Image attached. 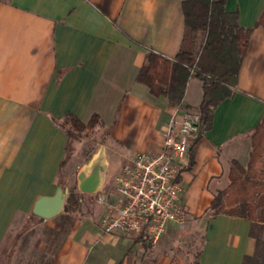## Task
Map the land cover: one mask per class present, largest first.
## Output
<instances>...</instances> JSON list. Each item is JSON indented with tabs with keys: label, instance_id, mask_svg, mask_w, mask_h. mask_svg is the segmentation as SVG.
Returning <instances> with one entry per match:
<instances>
[{
	"label": "crops",
	"instance_id": "obj_1",
	"mask_svg": "<svg viewBox=\"0 0 264 264\" xmlns=\"http://www.w3.org/2000/svg\"><path fill=\"white\" fill-rule=\"evenodd\" d=\"M182 1L0 0V264H6L16 223L59 185L67 138L58 124L67 114L84 123L97 114L105 128L116 120L104 144L109 164L110 157L117 163L114 175L136 153L160 149L176 109L180 116L198 108L203 90L197 78L188 80L182 104L175 107L135 81L147 51L170 59L178 52ZM225 10L237 11L239 25L251 28L264 0H226ZM263 116L264 29L256 27L233 97L215 108L211 129L191 147L180 170L183 225L201 231L194 264H242L257 251L249 221L210 218L207 208L228 185L230 162L246 167L251 134ZM190 153L193 163L182 170ZM103 212L100 202L89 206L52 264H151L133 244L136 239L101 233ZM175 226L180 225L170 224L165 235ZM260 238L264 241V226ZM107 249H116V258Z\"/></svg>",
	"mask_w": 264,
	"mask_h": 264
},
{
	"label": "trees",
	"instance_id": "obj_2",
	"mask_svg": "<svg viewBox=\"0 0 264 264\" xmlns=\"http://www.w3.org/2000/svg\"><path fill=\"white\" fill-rule=\"evenodd\" d=\"M225 3L226 0H183V35L178 52L170 59L154 51H147L135 77V81L145 85L152 96L165 98L172 107L181 106L190 78L202 82L203 96L196 109L200 116L199 130L189 151L211 129L215 108L225 99L233 97L238 72L246 56L253 29H264V10L253 27L244 28L238 23V12L226 11ZM65 122L71 124V129L65 127ZM115 124L116 120L111 127L105 128V135ZM99 125L102 122L97 114H93L86 123L67 114L63 122L58 124L67 138L65 155L74 131L91 132ZM192 163L190 153L189 164L182 170L190 168ZM228 179L226 188L213 195L207 213L210 218L222 214L249 221V235L255 238L257 251L253 256L243 257L242 264H264V241L260 238L264 226V116L252 131L251 151L246 167L235 160L231 161ZM79 204L75 194L70 191L63 213L57 217L63 228L60 231L48 229L52 239L46 251L50 258L40 264H52L54 261L73 225L71 214ZM29 217L36 219V224L43 222V219L33 214ZM136 242L133 240V244ZM145 247L148 248V245Z\"/></svg>",
	"mask_w": 264,
	"mask_h": 264
},
{
	"label": "built area",
	"instance_id": "obj_3",
	"mask_svg": "<svg viewBox=\"0 0 264 264\" xmlns=\"http://www.w3.org/2000/svg\"><path fill=\"white\" fill-rule=\"evenodd\" d=\"M200 116L196 110L172 113L160 149L139 152L112 176L108 190L99 198L104 207L99 223L102 234H121L139 246L155 245L170 224L183 225V191L180 170L197 136Z\"/></svg>",
	"mask_w": 264,
	"mask_h": 264
},
{
	"label": "rangeland",
	"instance_id": "obj_4",
	"mask_svg": "<svg viewBox=\"0 0 264 264\" xmlns=\"http://www.w3.org/2000/svg\"><path fill=\"white\" fill-rule=\"evenodd\" d=\"M101 126H96L91 132L74 131L73 136H70L68 151L58 176V184L67 189V195L72 191L80 203L77 210L71 214L73 223L85 216L89 212V206L98 203L99 198L107 192L110 178H112L117 164L110 157L108 174L102 189L97 194L90 196V194L77 190L76 173L78 169L88 161L100 144H105L106 129ZM65 127L71 129V124L65 122ZM57 217L43 220L40 224H36V219L30 217L16 223V229L13 231L9 250L5 256L6 264H28L29 262L36 264L49 259L50 254L46 248L52 238L47 231L48 229L60 231L63 228L61 220ZM168 232V235H164L156 245L148 246V248L141 246L142 250L140 248L137 250L142 251L143 258L151 264H160L166 258L172 260L170 264H175L174 259L176 258L185 264H194V258L201 243V231L185 224L175 226ZM19 235L21 236L19 237ZM163 245L165 246L162 249ZM157 247L158 249H156ZM116 249H107L111 258H116L118 252L115 251Z\"/></svg>",
	"mask_w": 264,
	"mask_h": 264
},
{
	"label": "water",
	"instance_id": "obj_5",
	"mask_svg": "<svg viewBox=\"0 0 264 264\" xmlns=\"http://www.w3.org/2000/svg\"><path fill=\"white\" fill-rule=\"evenodd\" d=\"M106 147L100 144L87 162L76 173V187L81 193L97 194L105 182L109 170ZM67 189L58 185L50 196L38 197L32 207V213L43 220L53 219L63 213Z\"/></svg>",
	"mask_w": 264,
	"mask_h": 264
}]
</instances>
